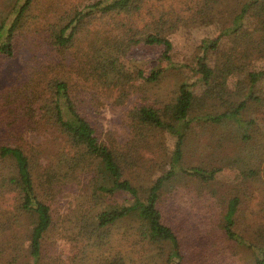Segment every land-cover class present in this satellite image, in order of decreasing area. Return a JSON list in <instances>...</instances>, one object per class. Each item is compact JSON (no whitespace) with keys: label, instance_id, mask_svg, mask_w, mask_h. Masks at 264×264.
Returning <instances> with one entry per match:
<instances>
[{"label":"trees","instance_id":"1","mask_svg":"<svg viewBox=\"0 0 264 264\" xmlns=\"http://www.w3.org/2000/svg\"><path fill=\"white\" fill-rule=\"evenodd\" d=\"M61 3L69 7L60 9ZM224 4L230 9L229 22L220 35L202 39L201 51L191 63H173L169 35L178 29L179 13L192 11L209 25ZM248 15H253L259 21L258 29L264 31V0H13L6 13H0V60L15 57L26 38L32 44L44 39L63 60L72 48L80 55L78 82L71 81V73L60 68L61 62L52 61L37 70L13 99L8 94L0 101V198L9 192L19 193L20 209L33 219L26 223L22 235L18 227L0 220V233L10 230L0 238V259L5 264H58L46 257L56 228L80 245L74 264L92 260L103 264H187L179 232L165 221L166 195L191 185L211 206L213 197L206 190L217 183L222 164L218 160L219 166L188 162L186 153L193 134L202 138L203 132L220 126L226 130L236 123L256 124L243 117L251 103L263 105L256 86L264 70H255L252 60L264 56V41H251L244 27ZM224 36L232 45L220 55ZM137 47L161 50L160 57L171 68L199 75L207 88L196 95L191 84L183 81L174 100L132 107L127 115L133 138L125 150L119 143L111 145L101 139L81 108L79 95L86 91L84 83L88 81L95 87L117 90L119 103L140 87L138 83L145 89L157 87L164 70L145 76L138 61L131 60L129 65L122 60ZM216 96L227 107L210 112L207 106ZM30 130L41 132L49 146L59 148L44 168L41 160L48 152L26 141ZM167 132L176 136V144L165 171L149 184L134 182L127 171L143 159L150 160L141 151H156L157 145L150 141ZM255 140L262 148V139ZM80 187L86 190L83 202L61 214L58 198ZM240 193L238 186L217 213L219 220L212 215L216 230L222 232L216 240L244 247L251 253L252 264H264V234L257 240L248 239L235 229ZM16 223L20 224L19 220Z\"/></svg>","mask_w":264,"mask_h":264},{"label":"rangeland","instance_id":"2","mask_svg":"<svg viewBox=\"0 0 264 264\" xmlns=\"http://www.w3.org/2000/svg\"><path fill=\"white\" fill-rule=\"evenodd\" d=\"M64 1L66 3L71 1L88 3L94 0ZM11 2L13 0H0V13H6ZM68 7L62 3L59 5V8L63 10ZM226 7L227 5L224 4L220 10H217L209 25L200 22L192 11L179 13L178 29L169 35L173 43L171 51L173 63L176 65L191 63L193 56L201 51L202 39L220 35L221 28L229 22L230 9H225ZM258 22L253 15H248L244 19V27L250 32V39L253 42L264 41V31L258 29ZM231 45L228 36L222 37L218 54L223 55ZM52 48L51 44L44 39H38V42L32 44V41L26 38L15 57L0 60V101L6 100L8 94H11V99H13L16 92L24 86L27 80H30L37 70L47 67L52 61L61 62L60 68L71 73L73 77L71 81L78 82L77 70L80 55L76 49H70L69 55L63 60L59 57V53L55 56ZM160 55L161 50L159 49L137 47L123 56L122 60L127 61L129 65L131 60L138 61L145 71V76H150L154 70L159 68L164 70L162 81L157 87L145 89L141 83H138L140 87L134 88L124 103L117 101V90L95 87L91 81L84 83L86 91L83 95H79L82 97L81 108L96 126L103 141L111 145L119 143L124 146L123 149L127 150L126 145L133 138L127 115L132 107L143 104L158 106L174 100L177 88L183 81L191 84L196 95L202 94L207 88L199 75H188L186 70L171 68L170 63L162 60ZM252 65L255 70L263 71L264 56L254 58ZM256 92L262 98L263 105L251 103L250 110L243 117L247 120H255V125L236 123V126L226 130L220 126L219 129L203 132L202 138H196V134H193V140L186 153L188 162L194 164L204 162L211 166H219L218 160L222 164V168L217 173V183L212 190H206L213 197V204L209 206V201L199 197L191 185L180 187L176 192L166 195L165 206L166 208L168 206V210L165 221L179 232L185 248L187 264H252L253 258L249 250L233 242L216 240L222 232L219 228L216 230V222L212 219V215L220 214L219 211L225 207L227 199L236 193V188L239 186L241 205L235 229L248 239L257 240L260 234H264V77L257 83ZM225 107L227 104L219 102L216 96L207 106V110L216 112ZM245 134L249 136V139L244 138ZM251 134L253 137L250 136ZM258 137L263 141L262 148L255 140ZM25 138L28 143L39 145L47 150L48 153H43L44 157L41 160L42 168L59 149L49 146L46 136L41 132L30 130ZM153 142L157 145L156 151L146 149L141 151V154L150 160L145 162L146 159H143L141 163L127 171V175L131 176L136 183L149 184L165 171L163 169L166 161L175 148L176 136L167 132L157 136L156 140L150 141V143ZM213 143L216 146H213ZM85 194L86 190L83 187L73 193L66 191L58 198V210L63 215L69 213L83 202L82 198ZM74 196L76 197L73 198ZM71 199L73 203H69ZM20 203L21 196L17 192H9L1 197L0 220L18 227L22 232L19 234L22 235L24 227L27 228L26 223L33 219L20 209ZM215 219L219 220V215ZM16 220H19L20 224H17ZM9 232L10 230L6 234ZM5 235L0 233V238ZM49 239L48 247L45 246L46 257H50L58 264H74V256L79 253L78 242L73 241L71 237L63 236L59 228L54 230ZM0 264H5V260L0 259ZM87 264L103 263L92 260Z\"/></svg>","mask_w":264,"mask_h":264}]
</instances>
